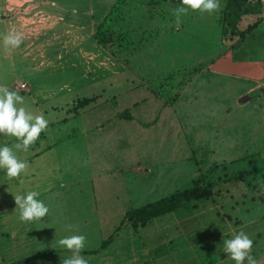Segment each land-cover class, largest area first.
<instances>
[{"label": "rangeland", "instance_id": "obj_1", "mask_svg": "<svg viewBox=\"0 0 264 264\" xmlns=\"http://www.w3.org/2000/svg\"><path fill=\"white\" fill-rule=\"evenodd\" d=\"M219 3L212 13L189 9L177 25L174 10L182 0H0V24L23 33L21 48L33 63H0V86L24 97L17 107L48 121L29 147L52 145L55 163L76 167L32 176L39 190L55 188L37 197L49 212L14 231L19 236L36 225L49 237H27L29 252L16 257L83 235L88 264H236L223 242L243 231L253 241L251 255L264 264V97L239 109L233 95L238 86L264 80V23L244 39L224 35L226 0ZM116 4L104 28L114 40L104 45L94 35ZM262 14L244 17L239 29ZM37 56L53 76L38 78L35 89L23 70L36 67ZM86 98L92 102L73 110ZM125 111L131 118L119 117ZM3 140L22 143L0 134ZM203 176L217 184L214 198L187 202L139 230L121 226L127 211L191 188ZM4 197V209L16 205ZM6 227L1 249L15 241ZM3 253L0 264H11ZM71 255L64 248L34 260L61 264Z\"/></svg>", "mask_w": 264, "mask_h": 264}, {"label": "clouds", "instance_id": "obj_2", "mask_svg": "<svg viewBox=\"0 0 264 264\" xmlns=\"http://www.w3.org/2000/svg\"><path fill=\"white\" fill-rule=\"evenodd\" d=\"M189 9L212 13L220 9V3L219 0H182V6L174 10L177 25L181 23V17L187 15ZM3 39L6 48H18L23 42V33L12 29ZM23 103L24 97L6 86H0V134L16 137L22 143H16L14 148L27 151L39 138L40 133L47 128L48 121L43 115H33L25 107H17ZM28 167L27 161L19 160L12 148L0 147V168L6 169L9 178L18 177ZM38 195L36 191H30L23 196H14L15 203L20 209L21 221L40 220L48 214L49 208L43 201L37 199ZM85 240L86 237L83 235H71L58 241L60 246L72 252L71 257L64 259L62 264H88L87 259L81 255ZM223 243V252L236 264H244L245 260L247 264H258L257 259L251 255L253 241L245 232L240 231Z\"/></svg>", "mask_w": 264, "mask_h": 264}, {"label": "crops", "instance_id": "obj_3", "mask_svg": "<svg viewBox=\"0 0 264 264\" xmlns=\"http://www.w3.org/2000/svg\"><path fill=\"white\" fill-rule=\"evenodd\" d=\"M263 10H264V0H263ZM263 14H261L260 16H262ZM262 23L259 25V27L264 23V17H261ZM12 29H17V27L12 28ZM8 33V28L6 24H0V49L2 50V52H0V63L2 65L5 64H16L21 63L22 61L25 63L27 62L28 65L29 64H33L32 62H30L28 59V56L23 54L21 45L18 48H6L4 45V36ZM15 52H18L20 54L15 55ZM41 58L34 57L33 59H31L32 61L34 60V64H36V67H32V66H27L23 71L24 73L29 75V78L34 82V85H32L33 88L38 89V86L40 85L39 83H37V79L40 78L42 79L43 77H45L46 79L50 77H52L53 75L51 73H47L46 70H44V68H41L42 66H38V61ZM42 62H44V60H41ZM248 67V66H246ZM1 69H3V66H0ZM260 88H264V80L262 79H256L254 81H252L248 86H238L234 92L233 95L235 96V107L236 108H244L246 106V104L249 102H245L243 103L241 101V99L246 96L251 94L252 92L256 91L257 89ZM37 91V90H36ZM228 91V90H227ZM259 97H264V96H259ZM227 108L229 107V104L227 103ZM229 111V109H227ZM70 117V116H69ZM63 121H68V117L65 118ZM10 143V144H9ZM5 142V140L0 141V147H4V146H9L10 148H14V145L12 142ZM46 144H43L42 141H39L35 146L33 147H29L27 151H24L23 149L20 150H15L13 151L14 154L17 156V158L21 161H27V163L29 164L28 169L25 172H21V174L18 177H14L13 178V182L10 181L11 178H4V175H7L6 169L4 168H0V175H2V178H0V191L2 193V195L0 194V225L1 227L4 229L5 225H9L11 227H6L9 232L13 235H10L13 237V239L15 240L13 242V244L9 247H7V249H1L4 253L8 256L11 257V259H13L14 261H11V264L16 263V264H36L38 260H34V259H42L45 260V258H49L52 257V254L61 251V249H64L62 246H57L54 247L53 244H51L52 246L48 249L50 251H52L51 254L48 255H43L37 258H32L29 259L23 263H18L20 260L24 259V258H20L19 256L16 257L18 254L20 253H26L29 251H24V247L27 245V242H25V239H27V237H31V238H46V236L48 234L45 235H40L37 232V226H28L27 229L29 230V232H23L21 235L18 234L14 231L16 228V224L19 223H26V224H31V223H37L36 220L33 221H29V222H23L20 220V209L17 208L16 205H13V202H15L14 196L15 195H24L22 193H26L27 191H30V189H33L34 191H36L37 193H39V196H42L44 194H48V193H52V191H54V187H50L48 185L45 186V188H41L39 187L41 190H39L37 187H34L32 181V176L35 175V173L41 174L43 172L45 173H52L54 171V169H58L59 171H63L64 169V165H65V174H69L71 168L75 169V166H72L70 163L65 164L64 162L61 165H58V163H55V160L58 158V153L57 150H54V146L52 145H48L45 146ZM55 146L59 147L60 145L55 144ZM61 155L64 156V153H61ZM61 172H59L61 174ZM63 174V172H62ZM9 179V182H6ZM25 179V180H24ZM22 181V183H21ZM20 187L22 190V192L18 193L17 187ZM10 192L12 193V195L10 194ZM8 193V197L12 198L11 196H13L12 200V207L10 209L7 208H3L2 206L5 204V197L7 196ZM0 227V228H1ZM18 228H22L21 226H18ZM35 229V230H34ZM2 230V229H1ZM19 233H21V230H19ZM4 232H0V240H2L1 238L5 236V234L3 235ZM49 237V236H47ZM47 239V238H46ZM50 239H52V237H50ZM36 241H40V240H36ZM42 241V240H41ZM60 247V249H59ZM55 250V251H53ZM45 251V250H44ZM41 252V251H39ZM38 253L35 252L34 254ZM11 254V255H10ZM57 255V254H56ZM32 256V255H31ZM47 256V257H45ZM30 256H27L25 258H28ZM1 262L4 261L3 259H0ZM63 261V260H61ZM62 264V263H61Z\"/></svg>", "mask_w": 264, "mask_h": 264}, {"label": "trees", "instance_id": "obj_4", "mask_svg": "<svg viewBox=\"0 0 264 264\" xmlns=\"http://www.w3.org/2000/svg\"><path fill=\"white\" fill-rule=\"evenodd\" d=\"M118 4H116L108 16L105 18L104 22L99 25L98 31L95 33L94 37L99 43L107 45L109 42L114 40V34L110 31H104L106 21L108 17L115 11ZM263 11V0H226V5L223 11V17L221 20L223 34L229 35L232 38L240 37L244 39L248 34L252 33L259 25L262 23V19L257 20L254 24L249 25L245 30L241 31L239 29V24L243 21V18L248 15L260 16ZM92 99L86 98L80 100L77 105L73 108L79 109L84 108ZM119 117L131 118L129 111H125L120 114ZM203 176L194 181L191 188L185 189L183 191H178L168 197H164L154 203L147 204L145 206L135 208L126 212L125 217L121 223L123 226L125 223L130 224V226L139 230L147 226L150 222L155 219L165 217L168 214L174 213L180 209L183 204L190 203L192 201H206L214 198L219 194V190H216L217 184L211 181H207ZM216 184V185H215ZM248 186H251L250 184ZM121 226L116 229L118 233ZM114 241V235L110 236L107 240L103 241L101 248L108 247ZM99 250L86 251V253H96ZM52 251L45 250L38 252L28 258L20 260L18 263H23L29 259L37 258L43 255L51 254Z\"/></svg>", "mask_w": 264, "mask_h": 264}, {"label": "water", "instance_id": "obj_5", "mask_svg": "<svg viewBox=\"0 0 264 264\" xmlns=\"http://www.w3.org/2000/svg\"><path fill=\"white\" fill-rule=\"evenodd\" d=\"M255 96H264V88L257 89L256 91L252 92L251 94L244 96L241 99V101L243 103H245V102L249 101L251 97H255Z\"/></svg>", "mask_w": 264, "mask_h": 264}, {"label": "built area", "instance_id": "obj_6", "mask_svg": "<svg viewBox=\"0 0 264 264\" xmlns=\"http://www.w3.org/2000/svg\"><path fill=\"white\" fill-rule=\"evenodd\" d=\"M16 86L20 90H26L27 89V84H24V83H18Z\"/></svg>", "mask_w": 264, "mask_h": 264}]
</instances>
